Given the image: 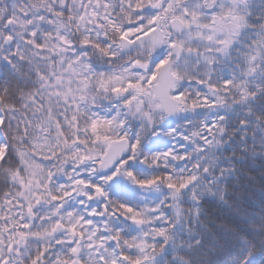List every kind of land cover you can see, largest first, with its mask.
Here are the masks:
<instances>
[{"label":"snow or ice","instance_id":"obj_1","mask_svg":"<svg viewBox=\"0 0 264 264\" xmlns=\"http://www.w3.org/2000/svg\"><path fill=\"white\" fill-rule=\"evenodd\" d=\"M0 264H264V0H0Z\"/></svg>","mask_w":264,"mask_h":264}]
</instances>
